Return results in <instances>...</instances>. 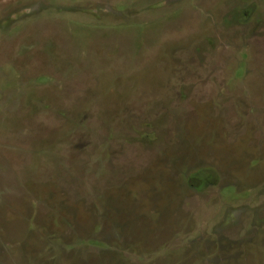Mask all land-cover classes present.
I'll list each match as a JSON object with an SVG mask.
<instances>
[{"label":"rangeland","instance_id":"rangeland-1","mask_svg":"<svg viewBox=\"0 0 264 264\" xmlns=\"http://www.w3.org/2000/svg\"><path fill=\"white\" fill-rule=\"evenodd\" d=\"M0 264H264V0H0Z\"/></svg>","mask_w":264,"mask_h":264}]
</instances>
